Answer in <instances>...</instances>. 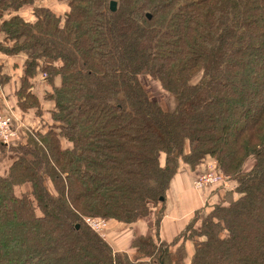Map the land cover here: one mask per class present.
<instances>
[{
  "label": "trees",
  "instance_id": "1",
  "mask_svg": "<svg viewBox=\"0 0 264 264\" xmlns=\"http://www.w3.org/2000/svg\"><path fill=\"white\" fill-rule=\"evenodd\" d=\"M45 1L0 0L21 123L0 139V264H264V0ZM208 163L222 178L161 240L174 176Z\"/></svg>",
  "mask_w": 264,
  "mask_h": 264
},
{
  "label": "crops",
  "instance_id": "2",
  "mask_svg": "<svg viewBox=\"0 0 264 264\" xmlns=\"http://www.w3.org/2000/svg\"><path fill=\"white\" fill-rule=\"evenodd\" d=\"M15 57L17 56H8L0 51L1 73H5L10 77L9 83L4 86L2 93H0V108L1 105L6 106L5 104H8V101L10 104L12 103L9 94L16 85V74H18L20 70L18 66L17 68H13ZM193 174V171L183 165L171 182L164 202L165 209L159 223V235L161 240L167 242L171 241V239L184 229L188 220L193 215L194 210L204 204L205 197L203 199L201 193L197 190L195 191L191 187ZM124 228L125 227L121 226L119 223H110L103 231V237H106L114 250H126V252L129 253L130 248L125 246V243L129 239V234L131 232L128 233ZM179 244L182 243L179 242L176 246H179ZM184 246L187 253L192 251V243L185 242Z\"/></svg>",
  "mask_w": 264,
  "mask_h": 264
},
{
  "label": "rangeland",
  "instance_id": "3",
  "mask_svg": "<svg viewBox=\"0 0 264 264\" xmlns=\"http://www.w3.org/2000/svg\"><path fill=\"white\" fill-rule=\"evenodd\" d=\"M45 3L46 4H48V5H50L52 8H54L56 11L57 10H61V9H66V6H65V4L64 3H61L60 4V1H56V0H46L45 1ZM147 84L149 85V88H151V92H152V94H153V96H155V97H158V96H160L161 95V93H160V89L158 88V87H156L155 85H154V83H152L151 81H149V80H147ZM6 105V107H7V114L6 113H0V117H9V120H10V124L11 125H14V128H15V130H14V132L16 131V134H15V136L13 137V138H11V140L12 139H15L14 141H12L13 143H15V142H17V140H18V129H20V127H21V124H16L15 122V120H18L19 119V117H18V115H16L15 114V112L11 109V107H9L11 104H10V102L8 101V104H5ZM11 110V111H10ZM3 114H6V115H3ZM17 138V139H16ZM11 140L9 141V143L8 144H6V146L7 147H9L10 145H11ZM11 142V143H10ZM11 158H12V155H11V153L10 152H6L5 153V157H2L1 159H0V171H2V170H4V168L8 165V163H9V161H11ZM209 164V163H208ZM213 166L214 165H205V167L207 168V172L206 173H204L203 175H206L207 173H209V174H211V175H213L214 173L213 172H210V170H212L213 169ZM194 175V174H193ZM202 175V176H203ZM214 176V175H213ZM193 177V176H192ZM201 179V175L200 176H198L197 178H193V180H192V185H191V187L196 191H199L200 193H201V197L204 199V197H206V196H208V193H209V190L210 189H212V188H214V187H212V188H210V187H208L209 185V183L208 182H206V183H203L202 185H201V187H196L197 186V183L196 182H198L199 180ZM229 184L228 183H224V187L222 188L223 189V191H222V194L224 193V191H230V190H228V186ZM227 188V189H226ZM226 189V190H225ZM222 196V195H221ZM143 222H141L140 224H139V232H141V230H142V226H143V224H142ZM148 223V222H147ZM144 224H146V223H144ZM103 237V236H102ZM129 239L126 241V243H125V246H128L129 245ZM176 248H172L171 250H175ZM187 252V251H186ZM158 260V262H159V260H160V258L159 259H157ZM152 264H158V263H156V262H153Z\"/></svg>",
  "mask_w": 264,
  "mask_h": 264
},
{
  "label": "built area",
  "instance_id": "4",
  "mask_svg": "<svg viewBox=\"0 0 264 264\" xmlns=\"http://www.w3.org/2000/svg\"><path fill=\"white\" fill-rule=\"evenodd\" d=\"M9 122H10L9 117H0V139L5 144H8L11 138H13L16 134V131L14 132L15 128ZM213 175L209 173L203 176L201 175V179L198 182H196L197 183L196 187L197 188L201 187V185L206 182H208L209 184L214 183L222 178V176H216L215 174ZM85 222L92 230L96 231L99 235L103 236V231L106 226V221L104 219L98 217L86 218Z\"/></svg>",
  "mask_w": 264,
  "mask_h": 264
},
{
  "label": "water",
  "instance_id": "5",
  "mask_svg": "<svg viewBox=\"0 0 264 264\" xmlns=\"http://www.w3.org/2000/svg\"><path fill=\"white\" fill-rule=\"evenodd\" d=\"M109 9H110V11H115L116 10V1L115 0H111L110 2H109Z\"/></svg>",
  "mask_w": 264,
  "mask_h": 264
}]
</instances>
